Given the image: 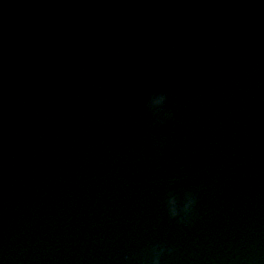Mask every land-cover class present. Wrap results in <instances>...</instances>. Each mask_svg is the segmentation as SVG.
Listing matches in <instances>:
<instances>
[{"label":"water","instance_id":"95a60500","mask_svg":"<svg viewBox=\"0 0 264 264\" xmlns=\"http://www.w3.org/2000/svg\"><path fill=\"white\" fill-rule=\"evenodd\" d=\"M154 249L264 264V0H0V264Z\"/></svg>","mask_w":264,"mask_h":264},{"label":"clouds","instance_id":"9594fccd","mask_svg":"<svg viewBox=\"0 0 264 264\" xmlns=\"http://www.w3.org/2000/svg\"><path fill=\"white\" fill-rule=\"evenodd\" d=\"M165 97L163 96H153L151 99L150 107L153 110L159 109L165 102ZM195 206V200L189 197L183 207L182 210L177 209L176 201L173 199L169 201V211L173 217H177L180 215L182 211L187 218L191 213L192 209ZM164 255V251L162 249H154L153 250V264H160L161 257Z\"/></svg>","mask_w":264,"mask_h":264}]
</instances>
